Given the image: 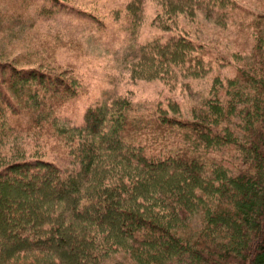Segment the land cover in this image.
Wrapping results in <instances>:
<instances>
[{
    "label": "trees",
    "instance_id": "1",
    "mask_svg": "<svg viewBox=\"0 0 264 264\" xmlns=\"http://www.w3.org/2000/svg\"><path fill=\"white\" fill-rule=\"evenodd\" d=\"M157 1L163 30L194 17L190 0ZM127 9L135 20L139 0ZM251 25L187 118L172 99L117 96L70 123L77 74L0 61V264H264V15ZM202 46L147 45L131 76L199 77Z\"/></svg>",
    "mask_w": 264,
    "mask_h": 264
},
{
    "label": "rangeland",
    "instance_id": "2",
    "mask_svg": "<svg viewBox=\"0 0 264 264\" xmlns=\"http://www.w3.org/2000/svg\"><path fill=\"white\" fill-rule=\"evenodd\" d=\"M190 1L194 17L174 15L170 30H163L164 19L156 20L163 12L157 0H139L135 20L127 9L135 0H0V61L59 65L77 74L84 92L58 111L70 123L78 124L87 108L117 96L146 109L172 99L187 118L208 96L214 75H232V54L250 50L252 20L264 15V0H226L222 11L219 0ZM183 35L204 45L203 75L179 74L171 84L132 78L131 63L143 47Z\"/></svg>",
    "mask_w": 264,
    "mask_h": 264
}]
</instances>
